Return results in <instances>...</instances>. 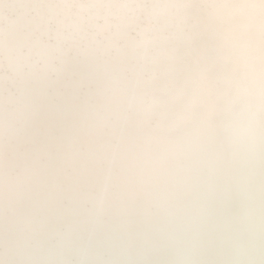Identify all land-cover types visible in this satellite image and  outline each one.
I'll return each instance as SVG.
<instances>
[{
    "label": "snow or ice",
    "instance_id": "1",
    "mask_svg": "<svg viewBox=\"0 0 264 264\" xmlns=\"http://www.w3.org/2000/svg\"><path fill=\"white\" fill-rule=\"evenodd\" d=\"M0 264H264V0H0Z\"/></svg>",
    "mask_w": 264,
    "mask_h": 264
}]
</instances>
